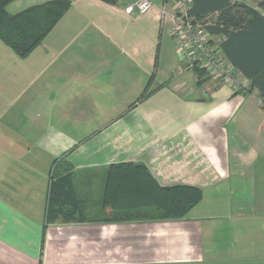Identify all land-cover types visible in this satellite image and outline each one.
<instances>
[{
	"label": "crops",
	"instance_id": "obj_1",
	"mask_svg": "<svg viewBox=\"0 0 264 264\" xmlns=\"http://www.w3.org/2000/svg\"><path fill=\"white\" fill-rule=\"evenodd\" d=\"M65 1L28 55L0 40V264H264L256 94L178 71L173 0L144 14L125 12L135 0ZM131 161L161 186L200 187L201 200L181 219L105 220L107 167ZM66 172L82 220L44 226L49 173Z\"/></svg>",
	"mask_w": 264,
	"mask_h": 264
},
{
	"label": "trees",
	"instance_id": "obj_2",
	"mask_svg": "<svg viewBox=\"0 0 264 264\" xmlns=\"http://www.w3.org/2000/svg\"><path fill=\"white\" fill-rule=\"evenodd\" d=\"M11 1L0 0V40L24 57L41 42L68 2L54 0L9 15L4 8ZM187 13L198 21L207 16L206 30L221 36L223 56L250 81L248 88L239 92L255 93L264 109V0H256L255 6L233 0H190ZM192 70L197 83L209 78L202 69ZM70 174L49 173L44 226L82 220L83 213L78 210L80 200ZM201 197L202 189L197 186H161L144 163L131 161L107 167L101 207L108 214L105 220L181 219Z\"/></svg>",
	"mask_w": 264,
	"mask_h": 264
},
{
	"label": "built area",
	"instance_id": "obj_3",
	"mask_svg": "<svg viewBox=\"0 0 264 264\" xmlns=\"http://www.w3.org/2000/svg\"><path fill=\"white\" fill-rule=\"evenodd\" d=\"M190 0H173L171 17L173 19L170 35L178 49L183 69H202L209 78L215 82L228 85L233 91H245L249 86V79L245 78L230 62H228L220 49V38L209 39L206 25L209 21L196 20L187 13ZM152 7L150 0H135L133 4L125 8L127 14L135 11L144 14ZM165 14V5L161 9Z\"/></svg>",
	"mask_w": 264,
	"mask_h": 264
},
{
	"label": "rangeland",
	"instance_id": "obj_4",
	"mask_svg": "<svg viewBox=\"0 0 264 264\" xmlns=\"http://www.w3.org/2000/svg\"><path fill=\"white\" fill-rule=\"evenodd\" d=\"M206 19H207V16H206ZM96 183L99 181V180H94ZM96 190V189H95ZM95 190L91 191V193H94Z\"/></svg>",
	"mask_w": 264,
	"mask_h": 264
}]
</instances>
